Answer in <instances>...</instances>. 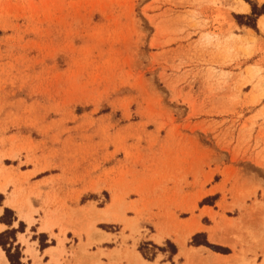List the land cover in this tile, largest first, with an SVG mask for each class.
Segmentation results:
<instances>
[{
	"label": "rangeland",
	"instance_id": "rangeland-1",
	"mask_svg": "<svg viewBox=\"0 0 264 264\" xmlns=\"http://www.w3.org/2000/svg\"><path fill=\"white\" fill-rule=\"evenodd\" d=\"M0 188L55 264H264V0H0Z\"/></svg>",
	"mask_w": 264,
	"mask_h": 264
},
{
	"label": "crops",
	"instance_id": "crops-1",
	"mask_svg": "<svg viewBox=\"0 0 264 264\" xmlns=\"http://www.w3.org/2000/svg\"><path fill=\"white\" fill-rule=\"evenodd\" d=\"M9 190L6 193L0 188V264H12L10 258L13 264H55L51 260L49 253L55 246H47L42 249L40 240H35L34 237L29 236V234H32L35 237L47 236L48 238L49 236L51 238L49 232L43 229L42 218L38 219L34 216L36 223L29 225L24 217L25 206H23L19 198L14 197L12 193L10 194ZM10 213L13 214V218H10ZM8 237L9 241L6 243ZM27 240L30 246L34 245L32 248L28 247L25 242ZM208 241L211 242V235H208ZM48 242L53 243V239L46 240L45 243ZM177 247L178 252L173 256L172 262H169V264H225L232 262L235 255L217 254L205 247L190 248L188 243L185 245L177 244ZM36 253L40 260H35L32 257ZM14 254H17V256L15 257ZM132 254L134 258L137 255L144 259L137 249L132 250ZM162 258L165 257L162 256ZM157 260L156 258L154 262L147 261V264H156ZM104 263L108 264L107 262ZM132 264H135V262Z\"/></svg>",
	"mask_w": 264,
	"mask_h": 264
},
{
	"label": "bare ground",
	"instance_id": "bare-ground-1",
	"mask_svg": "<svg viewBox=\"0 0 264 264\" xmlns=\"http://www.w3.org/2000/svg\"><path fill=\"white\" fill-rule=\"evenodd\" d=\"M196 230H198V228L192 230L191 233H194ZM202 230H203V229H202ZM157 240H158V239H157ZM212 240H213L214 242H216V243H219L218 238L215 237V236H213ZM158 241L160 242V240H158ZM220 242H221V241H220ZM221 243H222V242H221ZM222 244H224V243H222ZM133 260H134L135 264H147L146 261H144L143 259H141V258H140L139 256H137V255L135 256V258L133 257Z\"/></svg>",
	"mask_w": 264,
	"mask_h": 264
},
{
	"label": "trees",
	"instance_id": "trees-1",
	"mask_svg": "<svg viewBox=\"0 0 264 264\" xmlns=\"http://www.w3.org/2000/svg\"><path fill=\"white\" fill-rule=\"evenodd\" d=\"M10 262L13 264V262L11 261V258H10Z\"/></svg>",
	"mask_w": 264,
	"mask_h": 264
}]
</instances>
